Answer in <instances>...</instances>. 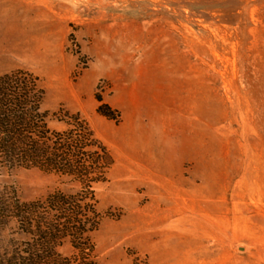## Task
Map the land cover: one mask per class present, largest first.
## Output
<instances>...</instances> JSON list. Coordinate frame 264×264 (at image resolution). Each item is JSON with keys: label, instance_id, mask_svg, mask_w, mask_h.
I'll list each match as a JSON object with an SVG mask.
<instances>
[{"label": "rangeland", "instance_id": "obj_1", "mask_svg": "<svg viewBox=\"0 0 264 264\" xmlns=\"http://www.w3.org/2000/svg\"><path fill=\"white\" fill-rule=\"evenodd\" d=\"M17 72L50 130L79 118L112 156L98 264H264V0H0V76ZM79 190L0 158L5 198ZM39 241L0 221V255Z\"/></svg>", "mask_w": 264, "mask_h": 264}, {"label": "trees", "instance_id": "obj_2", "mask_svg": "<svg viewBox=\"0 0 264 264\" xmlns=\"http://www.w3.org/2000/svg\"><path fill=\"white\" fill-rule=\"evenodd\" d=\"M43 94L31 74L0 76V158L10 169L37 168L69 178L80 190L74 195L55 192L31 204L21 203L15 194L5 198L0 193L1 225L14 220L21 233L41 243L30 244L29 251L0 255V264H98L90 239L98 226L94 186L106 181L113 159L79 118L66 131L50 130L42 111ZM66 239L74 257L55 252Z\"/></svg>", "mask_w": 264, "mask_h": 264}]
</instances>
